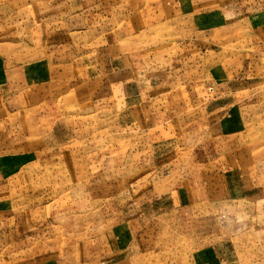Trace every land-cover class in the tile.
<instances>
[{
    "label": "rangeland",
    "instance_id": "1",
    "mask_svg": "<svg viewBox=\"0 0 264 264\" xmlns=\"http://www.w3.org/2000/svg\"><path fill=\"white\" fill-rule=\"evenodd\" d=\"M177 2L81 0L80 8L90 7L75 20L82 31L62 20L55 32L50 25H23L21 8L26 13L29 5L21 0L0 3V42H11L9 51L19 49L23 60L47 52L53 59L46 77L24 87L13 82L7 95L14 113L0 109V121L18 115L27 136L36 137L26 143V161L3 176L10 188L0 206V264H199L197 253L212 247L223 255L228 242L244 251L241 264H264V222L240 219L246 217L241 203L238 219H222L211 205L176 206L178 189L152 185L159 175L173 185L179 170L192 180L193 149L207 151L218 141L204 132L194 138L199 108L187 103L195 96L208 100L225 69L249 76L250 86L235 96L260 114L244 136L250 179L258 178L264 153V30L259 37L248 19L241 20L234 42L201 45L193 63L196 49L180 44L189 35L178 26L189 20L194 0H183L185 17ZM117 62L122 75L89 76L96 66ZM130 78L155 91L121 93L117 81L130 86Z\"/></svg>",
    "mask_w": 264,
    "mask_h": 264
},
{
    "label": "crops",
    "instance_id": "2",
    "mask_svg": "<svg viewBox=\"0 0 264 264\" xmlns=\"http://www.w3.org/2000/svg\"><path fill=\"white\" fill-rule=\"evenodd\" d=\"M21 1L24 6L25 4L26 6L29 5V10L26 13L21 8L23 25H26L27 21L30 26L34 27L33 29L50 25L49 28H53L54 32L61 28L59 23L61 24L62 20H66V23L69 24L68 29L82 31L84 25H80L81 28L76 27L75 20L86 15L87 10L90 8H80L79 1L81 0ZM177 1V11L183 13L185 17L187 2ZM7 2L2 1L0 3L7 4ZM180 8L182 11H180ZM191 13L189 20L178 27L181 32L184 31L185 37L189 35L186 37L187 41H182L180 44L183 43V45L189 46L191 50L196 49L193 55V63L201 57V55H196L197 48H200L201 45L211 43L221 46V44L234 42L241 34V29L238 26L241 20L248 19L253 27L252 29L257 30L256 35L258 36L260 35L258 33L264 30V0H194V8ZM188 22H192V26H189ZM230 37L234 40H230ZM44 42L46 44L47 41ZM10 43L0 42V109L5 107L9 113H14L17 107L16 109L10 107V104H8L10 99L7 95L8 92L11 93L13 82L18 79L19 87H24L26 84H30L33 77H46L45 71H47L48 61L52 62L53 59L48 56L49 53L47 52L35 59L23 60L19 49L17 52L9 51L7 46ZM31 43L33 48L35 46L33 38ZM52 53L53 51L50 50V54ZM113 58H117V61L121 63L122 57L116 55ZM118 62L112 67H103V69L98 65L96 66V72L89 76L100 80V78L111 75H122L124 66H119ZM224 73L226 78L216 80L211 86L212 90L208 100L202 102L198 99V96H195L192 104L187 103V107L199 108V117L193 121L192 134L196 135L194 138L204 132L207 138L211 140L215 138L218 141L207 151L201 150L202 147L193 149L195 158L193 163L194 178L192 180L183 178L182 171L179 170L178 182H174L173 185L167 182V176L164 175H159L157 181L153 178L152 185L154 184L153 187L156 189L157 183L160 182L161 185L157 187L165 190L178 189V192L175 193L177 197L172 200V204L176 206H181L183 203H203L211 205L212 213L219 218L238 219L237 213L239 203H241L242 213H245L246 217L241 215L240 219L264 222V153H261L262 159L259 164L256 163L258 178L250 179L248 174L251 172L249 169L252 166L249 161L250 148H246L247 144H245L244 137L249 128V123L256 120L260 114L256 111L257 107L254 104L240 102L235 96L239 89L245 90L250 86L249 76L245 75V72L240 68L225 69ZM117 83L120 84L121 93L124 94H134L136 91H155H150L153 87L148 88V86H145L146 89L144 90L137 84L135 78L129 79L130 86L123 84L124 81L118 80ZM19 108H21L20 105H18ZM20 119L21 117L18 115L13 120L3 115L0 121V206L7 203L6 190L10 188L9 179H5L3 176L8 175L10 170L26 161V143L36 139V137L27 136L30 131L26 130V124L23 125ZM151 123H154V121L149 124ZM33 124H36V121L30 123L29 126L32 125L34 130ZM170 125H172V122ZM240 137H242V141L239 142ZM49 140L54 143L51 138ZM36 149L40 150V147ZM189 152L192 153V151ZM138 184L136 182L133 186L138 188L141 185ZM188 188H192L191 196L188 194ZM111 248L109 244L107 250L109 252L114 251ZM237 249L235 243L228 242L225 245V252L220 255L221 258L212 247L200 251L196 257L199 264H241L240 262H243L246 256L242 248L241 250Z\"/></svg>",
    "mask_w": 264,
    "mask_h": 264
}]
</instances>
